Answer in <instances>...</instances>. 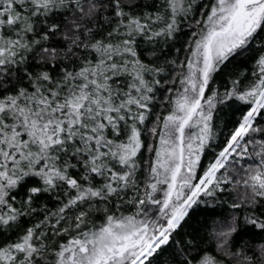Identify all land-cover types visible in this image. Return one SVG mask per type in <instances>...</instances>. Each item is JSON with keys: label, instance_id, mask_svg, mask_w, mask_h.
<instances>
[{"label": "snow or ice", "instance_id": "snow-or-ice-1", "mask_svg": "<svg viewBox=\"0 0 264 264\" xmlns=\"http://www.w3.org/2000/svg\"><path fill=\"white\" fill-rule=\"evenodd\" d=\"M0 264H264V0H0Z\"/></svg>", "mask_w": 264, "mask_h": 264}]
</instances>
